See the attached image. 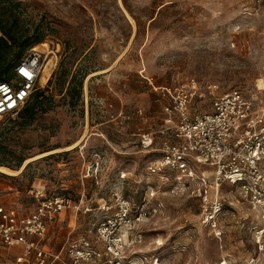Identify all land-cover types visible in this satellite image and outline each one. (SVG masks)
I'll list each match as a JSON object with an SVG mask.
<instances>
[{"label":"rangeland","instance_id":"obj_1","mask_svg":"<svg viewBox=\"0 0 264 264\" xmlns=\"http://www.w3.org/2000/svg\"><path fill=\"white\" fill-rule=\"evenodd\" d=\"M17 2L25 24L39 25L33 45L45 43L55 63L35 88L49 108L29 120H2L7 147L25 165L17 174L0 171V205L26 213L35 205L29 189L42 184L75 201L83 192L93 209L80 207L71 219L87 232L102 216L97 204L122 194L132 215L144 212L129 264H264V221L235 185L219 186L223 208L204 224L198 182L175 185V174L146 170L170 133L160 87L193 79L218 93L238 88L264 105V0ZM72 75L83 81L70 99ZM192 105L209 109V95Z\"/></svg>","mask_w":264,"mask_h":264},{"label":"built area","instance_id":"obj_2","mask_svg":"<svg viewBox=\"0 0 264 264\" xmlns=\"http://www.w3.org/2000/svg\"><path fill=\"white\" fill-rule=\"evenodd\" d=\"M47 53L31 45L13 66L12 76L0 81V122L14 119L39 81ZM216 85L200 86L189 79L160 87L166 102L161 106L166 129L160 155L148 162L149 174H175L176 184L198 182L200 221L213 225L223 208L219 194L223 182L235 185L248 207L264 221V105L234 88L217 92ZM209 95V109L192 105L195 97ZM141 145L151 135H140ZM169 173V174H170ZM168 174V175H169ZM170 176V175H169ZM28 194L35 205L26 213L0 205V264H129L126 254L140 237L135 233L144 212L132 215V203L122 194L99 206L102 216L87 232L64 238L58 250L46 247L49 225L66 208L79 204L67 193H50L44 185ZM86 210V209H85ZM260 231H264L261 229Z\"/></svg>","mask_w":264,"mask_h":264},{"label":"trees","instance_id":"obj_3","mask_svg":"<svg viewBox=\"0 0 264 264\" xmlns=\"http://www.w3.org/2000/svg\"><path fill=\"white\" fill-rule=\"evenodd\" d=\"M38 26L29 27L25 24L18 11L17 0H0V81L8 79V72L22 58L24 50L33 45V40L38 41L39 36H34L38 33ZM82 81L83 75L70 77L67 87L70 99L80 95ZM49 106L50 98L43 91L34 89L16 118L29 120L37 112L46 111ZM9 129L3 121L0 122V166L15 170L25 157L7 147L5 142Z\"/></svg>","mask_w":264,"mask_h":264},{"label":"crops","instance_id":"obj_4","mask_svg":"<svg viewBox=\"0 0 264 264\" xmlns=\"http://www.w3.org/2000/svg\"><path fill=\"white\" fill-rule=\"evenodd\" d=\"M18 169H15V170H18ZM5 174H7V173H5ZM67 194H69V193H67ZM86 194L88 195V193H86ZM73 200H74V202L79 204V208L80 207H84L86 209V210H84L85 212L91 211V209H93V208H90L91 205L88 203L87 196L86 195L84 196L83 192H81V198H79L76 201H75V199H73ZM100 200L103 201L102 198H100ZM100 205L101 204H97V208L98 209H99ZM79 208L77 210H74V209H71V208H66V209H63L59 213V215L57 216L55 221L52 222L51 225H49V231L47 233V236L44 239V243H45L44 245L46 247H48L51 250L56 251L61 246V244H62V242H63L65 237H67V236L77 237L80 234L85 232L83 230L76 231V229L74 228L75 227V220L71 219L72 213L76 214V212L79 210Z\"/></svg>","mask_w":264,"mask_h":264},{"label":"bare ground","instance_id":"obj_5","mask_svg":"<svg viewBox=\"0 0 264 264\" xmlns=\"http://www.w3.org/2000/svg\"><path fill=\"white\" fill-rule=\"evenodd\" d=\"M40 48L45 51L47 53L46 57L44 58L43 62H42V69H41V74H40V78H39V84L40 85H43L45 84L48 79H49V76H50V72L54 66V55H49L50 52L52 51H49L46 44L45 43H41L40 44ZM56 49V48H55ZM77 141H75L72 145L70 146H73L74 144H76ZM25 163V162H24ZM23 165V164H22ZM22 165L20 166V168L22 167ZM19 168V169H20ZM18 170H10L6 167H3V166H0V171L4 172V173H8V174H14V173H17Z\"/></svg>","mask_w":264,"mask_h":264},{"label":"water","instance_id":"obj_6","mask_svg":"<svg viewBox=\"0 0 264 264\" xmlns=\"http://www.w3.org/2000/svg\"><path fill=\"white\" fill-rule=\"evenodd\" d=\"M24 165H25V164H24ZM24 165H23L21 168L19 167V168H20L19 172H20V171H21V169L24 167ZM9 175H11V174H9Z\"/></svg>","mask_w":264,"mask_h":264}]
</instances>
